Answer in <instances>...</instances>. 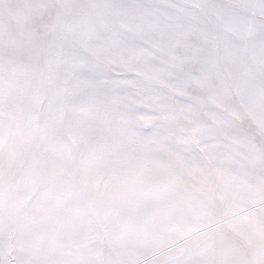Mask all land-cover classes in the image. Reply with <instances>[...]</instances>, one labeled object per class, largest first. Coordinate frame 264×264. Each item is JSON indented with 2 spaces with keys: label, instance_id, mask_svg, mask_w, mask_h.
Returning <instances> with one entry per match:
<instances>
[{
  "label": "rangeland",
  "instance_id": "374dc122",
  "mask_svg": "<svg viewBox=\"0 0 264 264\" xmlns=\"http://www.w3.org/2000/svg\"><path fill=\"white\" fill-rule=\"evenodd\" d=\"M261 93L264 0H0V264H264Z\"/></svg>",
  "mask_w": 264,
  "mask_h": 264
},
{
  "label": "crops",
  "instance_id": "0c3cea01",
  "mask_svg": "<svg viewBox=\"0 0 264 264\" xmlns=\"http://www.w3.org/2000/svg\"><path fill=\"white\" fill-rule=\"evenodd\" d=\"M253 103H250L252 105H249L248 108L250 109V114L254 118V122L257 124V127L262 130L263 135H261V138L256 140L255 147H252V149L243 156L244 158H247L248 160H251V164H257L260 165L262 168L261 172L262 175H264V94L261 93V95H254V99L252 100ZM256 102L260 103L261 105L258 107ZM253 107V109H251ZM260 126V127H259Z\"/></svg>",
  "mask_w": 264,
  "mask_h": 264
}]
</instances>
